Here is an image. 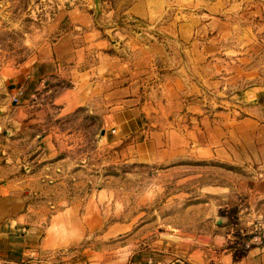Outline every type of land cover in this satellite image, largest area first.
<instances>
[{"label": "rangeland", "instance_id": "obj_1", "mask_svg": "<svg viewBox=\"0 0 264 264\" xmlns=\"http://www.w3.org/2000/svg\"><path fill=\"white\" fill-rule=\"evenodd\" d=\"M138 1L0 0V165L40 169L47 133L48 163L64 158L36 187L50 242L77 238L52 264H168L264 215V0H159L153 19ZM76 16L133 67L139 110L107 122L90 98L64 113L68 73L11 101L56 41L84 40Z\"/></svg>", "mask_w": 264, "mask_h": 264}, {"label": "crops", "instance_id": "obj_2", "mask_svg": "<svg viewBox=\"0 0 264 264\" xmlns=\"http://www.w3.org/2000/svg\"><path fill=\"white\" fill-rule=\"evenodd\" d=\"M158 1L141 0L136 2L131 10L137 17L157 18L160 5ZM72 21L75 28L81 29L84 40L74 45L63 36L56 41L36 67L30 70L27 76L29 83L22 99L33 89L36 81L41 79V82H44L47 77L68 73L72 85L63 90L62 97H56L61 105L60 110L64 113L76 110L90 98H94L102 106L100 113L107 122L113 121V116L120 111L139 110L138 100L134 95V89L139 87V80L132 74L133 67L122 63L126 60L122 52L116 54L105 51L104 48L108 45L105 30L98 26L86 28L91 25V20H80L76 16ZM90 49L96 54H93L92 64H89L92 60ZM87 63L89 66L84 69L80 67ZM80 91H83V94ZM72 94L74 96H71ZM6 119L0 116V140ZM50 137L52 134L44 135L42 141L46 147L40 154L34 155L37 160L41 157L39 162L42 165L40 169L37 167V171L36 165L31 163L33 172L26 177H18L13 174L15 165H7L5 168L0 165V264H52L43 255L77 239L68 234L61 241L50 242L48 225L43 223L45 209L43 201L38 199L36 187L40 180L45 181L42 175L48 176L47 169L63 165L64 160L61 157L54 165L48 163L49 149L46 148L50 147ZM172 144L176 146L175 141H172ZM9 147L10 144L4 145L0 142V153L9 152ZM144 153L143 149L140 155L144 156ZM222 191V187H218L216 193H223ZM76 226L78 223L70 229ZM227 236L221 229L209 241L201 244L204 246H193L184 259H175L168 264H264V248L251 247L240 250L229 244Z\"/></svg>", "mask_w": 264, "mask_h": 264}, {"label": "built area", "instance_id": "obj_3", "mask_svg": "<svg viewBox=\"0 0 264 264\" xmlns=\"http://www.w3.org/2000/svg\"><path fill=\"white\" fill-rule=\"evenodd\" d=\"M26 92V87L24 85L19 86L13 93L12 102L19 104L22 97ZM231 232L228 234V242L230 245L237 247L241 250L248 249L251 247H261L264 248V215H260L252 222L247 224H237L233 225ZM238 227V228H236ZM239 244V246L234 244Z\"/></svg>", "mask_w": 264, "mask_h": 264}, {"label": "water", "instance_id": "obj_4", "mask_svg": "<svg viewBox=\"0 0 264 264\" xmlns=\"http://www.w3.org/2000/svg\"><path fill=\"white\" fill-rule=\"evenodd\" d=\"M96 7H97V11H98V14L101 10V0H96ZM104 133V131H103ZM222 221L220 220L219 223H221Z\"/></svg>", "mask_w": 264, "mask_h": 264}]
</instances>
